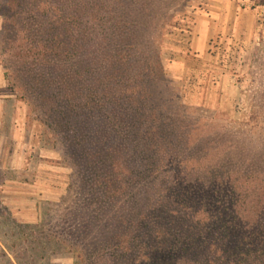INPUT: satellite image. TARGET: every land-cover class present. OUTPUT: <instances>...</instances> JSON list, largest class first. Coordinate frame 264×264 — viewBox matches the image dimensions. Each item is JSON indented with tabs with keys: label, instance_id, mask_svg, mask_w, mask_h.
Returning <instances> with one entry per match:
<instances>
[{
	"label": "rangeland",
	"instance_id": "1",
	"mask_svg": "<svg viewBox=\"0 0 264 264\" xmlns=\"http://www.w3.org/2000/svg\"><path fill=\"white\" fill-rule=\"evenodd\" d=\"M41 1L65 12L60 0H0V264H141L150 233L131 198L121 135L106 129L121 149L117 167L87 186L50 116L58 106L47 94L61 98L62 70L28 64V29L55 20ZM136 2L124 4L135 24L128 44L144 54L159 46L169 94L180 95L169 109L186 117L177 138L206 157L191 164L231 169L235 190L253 198L264 188V0ZM82 56V67L95 59ZM252 171L261 176L245 179ZM105 173L117 183L99 191L90 182Z\"/></svg>",
	"mask_w": 264,
	"mask_h": 264
},
{
	"label": "trees",
	"instance_id": "2",
	"mask_svg": "<svg viewBox=\"0 0 264 264\" xmlns=\"http://www.w3.org/2000/svg\"><path fill=\"white\" fill-rule=\"evenodd\" d=\"M127 1L60 0L62 15L41 1L55 20L28 29V64L33 71L62 70L61 98L47 94L58 106L52 121L64 127V140L82 177L87 174V186L92 176L117 167L114 156L121 149L109 141L106 129L121 135L131 198L142 209L145 234L150 233L141 264H264V188L248 200V191L235 190L231 169L191 164L206 157L177 138L186 117L169 109L180 95L169 94L159 46L144 54L128 44L135 24L127 21ZM83 54L95 57L84 67L78 58ZM71 131L78 132L72 140ZM105 175L104 183L90 182L95 189L117 183ZM243 176L253 180L261 174ZM226 186L229 192L223 191Z\"/></svg>",
	"mask_w": 264,
	"mask_h": 264
}]
</instances>
